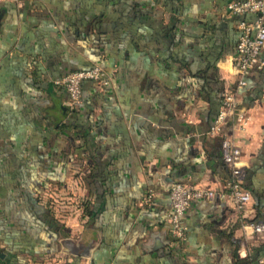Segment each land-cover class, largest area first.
Instances as JSON below:
<instances>
[{"label":"crops","instance_id":"crops-1","mask_svg":"<svg viewBox=\"0 0 264 264\" xmlns=\"http://www.w3.org/2000/svg\"><path fill=\"white\" fill-rule=\"evenodd\" d=\"M232 1L0 0V264H264V232L241 219L264 220V68L238 92L245 127L212 129L238 80V23L255 19L229 14ZM93 66L111 83H84L70 110L56 81ZM226 138L242 152L243 212L219 196ZM171 183L216 193L190 203L181 241ZM62 194L92 213L67 223L49 205Z\"/></svg>","mask_w":264,"mask_h":264},{"label":"built area","instance_id":"built-area-1","mask_svg":"<svg viewBox=\"0 0 264 264\" xmlns=\"http://www.w3.org/2000/svg\"><path fill=\"white\" fill-rule=\"evenodd\" d=\"M226 10L232 15L253 14L255 19L252 22L240 21L238 23L239 37L236 44L237 66L235 70L238 80L234 90L226 91L222 95L221 107L212 127L213 130H218L228 120H232L241 129L245 127L247 117L240 107L238 92L246 85L244 77L248 70L264 68V0L232 1L226 5ZM87 80L108 85L112 81V76L100 66H93L87 70L70 72L57 80L56 84L63 87L68 94L69 100L66 104L68 107L78 102L82 83ZM241 154L240 148L231 138L222 141L221 157L230 169V178L225 182V191L219 196L228 199L239 212H243L251 201L250 193L244 190L237 181V176L240 174L238 163ZM168 195L171 205L169 220L172 225V234L178 241L185 240V228L181 225V216L193 200L212 201L216 193L202 187L171 183ZM149 201L150 197L146 199L147 203ZM242 226L252 233L264 232V220L243 223Z\"/></svg>","mask_w":264,"mask_h":264},{"label":"trees","instance_id":"trees-1","mask_svg":"<svg viewBox=\"0 0 264 264\" xmlns=\"http://www.w3.org/2000/svg\"><path fill=\"white\" fill-rule=\"evenodd\" d=\"M86 82H92V83H95V84H99V83H97V82H94V81H91V80H87V81H84L83 83H82V87H83V84L84 83H86ZM99 85H101V86H107V85H102V84H99ZM109 85V84H108ZM82 87H81V95H80V98H79V100H78V102H76V103H74L71 107H69V109L70 110H73L74 108H75V106L79 103V101L81 100V97H82ZM63 88V87H62ZM64 89V88H63ZM65 90V89H64ZM66 92V91H65ZM68 95V94H67ZM222 98V97H221ZM68 100H69V97H68ZM230 178V177H229ZM237 181H238V178H237ZM239 182V184H240V186L242 187V185H241V182L240 181H238ZM49 191H50V189H48ZM249 192V191H248ZM250 193V192H249ZM250 195H251V193H250ZM39 196V195H38ZM44 198H46V197H44ZM36 200H40V198L38 197ZM46 200H48V198H46ZM70 200H72L71 199V197H68L67 195H65V200H64V198H59V200L57 201V199L55 200V201H53V199L50 197V201H49V205L51 206V205H53V204H56L57 202H58V204H60V203H62V204H64V205H66L67 203L69 204V202H70ZM77 200V202L78 203H80V202H82L81 201V199H76ZM256 200L259 202V198H256ZM251 201H252V196H251ZM250 201V202H251ZM70 203H72V201L70 202ZM40 207L43 209V210H45L46 212H48V213H50V208L48 207V209H46V208H43L44 206H42V205H40ZM40 207H38L37 206V208H40ZM259 207H260V205H259V203L258 204H256V208H257V210H259ZM81 208H82V212H81V217L83 218L84 216L86 217V216H88L89 214H91L92 213V211H91V207H90V205L88 204V203H84V202H82V205H81ZM42 209H40L39 211L40 212H43V210ZM40 214H37V216H39ZM50 218V217H49ZM241 219H243V220H245V221H247V222H253V221H256V219H249L248 217H245L243 214H241ZM48 226H49V229L50 230H59L60 229V224L57 222V220L56 219H54V218H50L49 219V224H48ZM176 241H178V240H176ZM65 254V253H64ZM67 254V253H66ZM24 261V264H26L28 261L27 260H23ZM44 261H45V263H44ZM39 262H41V261H39ZM60 263V262H59ZM58 263V261H53L52 262V260H49V261H47L46 259H43V261L41 262V263H38V264H59Z\"/></svg>","mask_w":264,"mask_h":264},{"label":"rangeland","instance_id":"rangeland-1","mask_svg":"<svg viewBox=\"0 0 264 264\" xmlns=\"http://www.w3.org/2000/svg\"><path fill=\"white\" fill-rule=\"evenodd\" d=\"M54 192V191H53ZM52 192H50V194H51ZM62 196V198H64V200H65V194H62L61 195ZM70 201H72V203H70L69 202V204L67 203L66 205H64V204H62V203H60V204H58V203H56V204H54L53 206L54 207H56V208H58V209H63V211H65V212H67V213H70V215H68V217H67V215H66V218H65V221L68 223V221L70 220V219H67V218H70V217H72L71 218V220L72 219H74L75 217H77V218H79V217H81V212H82V208H81V205H82V202H80V203H78L77 202V200H70ZM73 221V220H72ZM76 221V220H75ZM73 224H74V221H73ZM73 224H71V226H73ZM68 225V224H67ZM73 228V227H72ZM71 228V229H72ZM76 228L77 227H75L73 230H76ZM55 253H53V254H50L49 256H47V257H45V259L47 260V261H49V260H52V262L53 261H55L56 262V257H55ZM44 263H45V261H44ZM31 264H37V263H31Z\"/></svg>","mask_w":264,"mask_h":264},{"label":"water","instance_id":"water-1","mask_svg":"<svg viewBox=\"0 0 264 264\" xmlns=\"http://www.w3.org/2000/svg\"><path fill=\"white\" fill-rule=\"evenodd\" d=\"M152 241H153V244L151 246L152 249L161 248L165 245V242L162 241V238L159 234L152 235ZM75 243H77V242H75ZM63 251L67 252V253H75V254H79V255H87L88 248L82 249L81 251H78V252H76L72 249H63Z\"/></svg>","mask_w":264,"mask_h":264}]
</instances>
